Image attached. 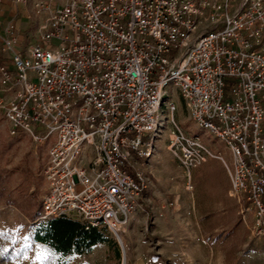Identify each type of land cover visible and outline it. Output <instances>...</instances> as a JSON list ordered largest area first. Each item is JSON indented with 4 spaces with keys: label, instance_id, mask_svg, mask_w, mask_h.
<instances>
[{
    "label": "built area",
    "instance_id": "1",
    "mask_svg": "<svg viewBox=\"0 0 264 264\" xmlns=\"http://www.w3.org/2000/svg\"><path fill=\"white\" fill-rule=\"evenodd\" d=\"M11 1L36 32L20 48L5 25L0 111L11 137L47 147L38 220L119 237L150 185L138 164L169 130L187 188L194 168L220 158L264 237V0ZM175 92L229 160L183 128Z\"/></svg>",
    "mask_w": 264,
    "mask_h": 264
},
{
    "label": "rangeland",
    "instance_id": "2",
    "mask_svg": "<svg viewBox=\"0 0 264 264\" xmlns=\"http://www.w3.org/2000/svg\"><path fill=\"white\" fill-rule=\"evenodd\" d=\"M5 54L0 49V64ZM172 98L183 128L229 160L225 146L189 120L181 96L175 92ZM169 133L158 141L152 159L138 164L149 176L150 192L165 205L167 219L147 220L143 212L146 217L138 214L133 220L132 213L119 237L101 230L106 241L88 253L62 257L34 241L29 229L28 213L40 207L47 188V147L34 145L28 136L11 137L0 111V264H264V237L256 236L253 218L243 217L244 204L231 196L224 162L210 157L194 168L188 189L185 171L168 147ZM10 247L13 251L5 254Z\"/></svg>",
    "mask_w": 264,
    "mask_h": 264
},
{
    "label": "trees",
    "instance_id": "3",
    "mask_svg": "<svg viewBox=\"0 0 264 264\" xmlns=\"http://www.w3.org/2000/svg\"><path fill=\"white\" fill-rule=\"evenodd\" d=\"M28 214L33 240L45 244L62 257L88 253L97 243L107 240L98 229H86L75 219L60 217L38 220L42 214V203L40 207H36L32 213ZM2 248L5 249V246ZM10 248L5 251V254L13 251L12 247Z\"/></svg>",
    "mask_w": 264,
    "mask_h": 264
},
{
    "label": "crops",
    "instance_id": "4",
    "mask_svg": "<svg viewBox=\"0 0 264 264\" xmlns=\"http://www.w3.org/2000/svg\"><path fill=\"white\" fill-rule=\"evenodd\" d=\"M2 7L3 10L0 13V49L2 50L3 37L6 34L4 28L9 21L15 23L17 27V36L20 42V48H25L34 40L33 35L36 32V25H34L32 22H29V20L26 18L27 12L22 5L15 4L11 0H3ZM5 56L6 55H3L4 58ZM142 204V207L133 212V220L138 214H142L144 217L145 215L143 212L147 213V217L145 216L147 220L148 217H152V220L158 221L162 216V219H167L169 216L167 209H165V205H161L160 200L156 197L155 191L151 190L150 192L149 187L143 194ZM165 211L166 214L164 216L163 213Z\"/></svg>",
    "mask_w": 264,
    "mask_h": 264
},
{
    "label": "snow or ice",
    "instance_id": "5",
    "mask_svg": "<svg viewBox=\"0 0 264 264\" xmlns=\"http://www.w3.org/2000/svg\"><path fill=\"white\" fill-rule=\"evenodd\" d=\"M2 235H4V233L3 232H0V236H2Z\"/></svg>",
    "mask_w": 264,
    "mask_h": 264
}]
</instances>
